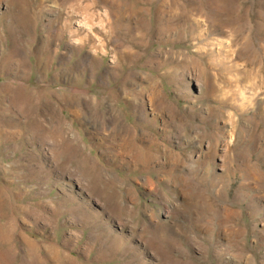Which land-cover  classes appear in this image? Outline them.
<instances>
[{
	"label": "rangeland",
	"instance_id": "rangeland-1",
	"mask_svg": "<svg viewBox=\"0 0 264 264\" xmlns=\"http://www.w3.org/2000/svg\"><path fill=\"white\" fill-rule=\"evenodd\" d=\"M0 264H264V0H0Z\"/></svg>",
	"mask_w": 264,
	"mask_h": 264
},
{
	"label": "bare ground",
	"instance_id": "bare-ground-1",
	"mask_svg": "<svg viewBox=\"0 0 264 264\" xmlns=\"http://www.w3.org/2000/svg\"><path fill=\"white\" fill-rule=\"evenodd\" d=\"M80 40H81V39H80ZM155 103H156V102H155ZM4 238H6L5 240H7L8 237H4ZM2 239H3V238H2ZM29 246H31V245H29ZM2 259H3V258H2ZM1 262H2V261H1Z\"/></svg>",
	"mask_w": 264,
	"mask_h": 264
}]
</instances>
